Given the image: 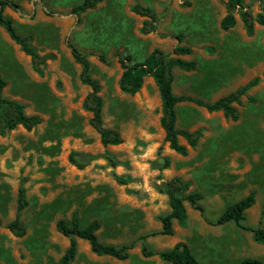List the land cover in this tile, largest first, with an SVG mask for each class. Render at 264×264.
Segmentation results:
<instances>
[{
	"label": "rangeland",
	"instance_id": "374dc122",
	"mask_svg": "<svg viewBox=\"0 0 264 264\" xmlns=\"http://www.w3.org/2000/svg\"><path fill=\"white\" fill-rule=\"evenodd\" d=\"M13 1L22 16L17 14L19 19L13 20L3 14L12 21L17 33L29 34L32 46L51 58L43 66V76L29 70L30 76L17 83L4 75L10 85L7 93L22 101L26 111L38 113L43 122L30 131L17 127L0 136V264L55 263L69 244V238L56 231L55 223L64 220L70 224L73 212L77 213L80 227L92 219L100 222V240L117 242L115 245L131 243L138 248L143 242L134 235L143 224L141 206L152 211L149 228L154 230L157 215L151 207H156L159 200L152 197L163 183L160 173L154 172L164 163L158 159L165 157L167 144L162 143L150 157L147 144L140 138L130 143L125 140L114 148L100 144L80 107L85 89L78 83L67 43L75 45L91 60L90 72L100 83L105 101V123L133 122L138 126V117L143 115L138 106L143 104V98L140 93L124 97L117 90L120 68L115 63V54H128L131 62L140 61L154 45L153 35L164 33L183 32L191 38L187 43L198 45L215 33L217 6L206 0H101L91 9L72 12V7L81 0ZM134 3L154 11L155 32L140 33L147 18L130 11ZM21 19L26 23L20 22ZM262 36L260 33L245 48L241 45L234 51L227 50L230 45L224 43L218 53L214 46L203 45L208 59L196 48L190 55L197 63L191 75L181 74L184 70L175 67L174 76L182 87L181 92L206 101L228 93L238 81L228 78L233 69L231 60L242 61L243 55L252 62L264 61ZM99 53L108 64L98 59ZM259 78V83L248 93L252 100L242 96L235 103L238 118L211 117L203 139L191 151L202 162L200 167L192 169L190 185L201 192L203 215L212 220L228 204L254 189L253 206L262 216L259 218L247 210L243 222L252 226L264 223L261 212L264 210V75ZM187 111L183 105L176 108L183 121L184 115H193L192 110ZM71 149L90 153L93 158L84 168L77 169L67 160ZM115 175L125 183L117 181ZM23 177L27 205L21 210L20 218L25 234L15 237L5 224L15 215L17 189ZM221 185L225 193L221 194L219 203L213 189ZM73 238L76 255L69 264L163 263L156 256L143 258L137 251L123 261L95 256L86 240ZM151 243L154 245V241Z\"/></svg>",
	"mask_w": 264,
	"mask_h": 264
},
{
	"label": "trees",
	"instance_id": "16d2710c",
	"mask_svg": "<svg viewBox=\"0 0 264 264\" xmlns=\"http://www.w3.org/2000/svg\"><path fill=\"white\" fill-rule=\"evenodd\" d=\"M99 1L101 0H81V2L72 7V12H83L87 9L93 8ZM227 3L229 9L220 20V27L222 29H228L234 25L235 18L230 8L236 7L240 10L239 15L248 35L253 31L254 21L260 25H264V9L252 19L248 10L243 9L244 5L241 0H228ZM5 6H9L12 9L17 8V4L12 0H0V26H2L10 38L20 46L21 50L26 55L30 56L33 71L42 75V66L45 60L49 59L51 56L39 54L30 43V35H19L16 32L12 21L2 13ZM130 10L137 15L148 18L143 21L142 26L140 27L141 33L145 34L154 29L152 22L155 20V14L151 8L139 3H134L130 6ZM181 38V34L176 35L178 41H180ZM68 47L70 48L73 60L80 65L78 75L80 82L90 87V91L85 95L82 101V108L91 113V117L88 120L89 125L99 134V139L102 145H116L121 143L122 140L119 133L113 129L104 127L102 124L101 113L103 99L99 94L100 84L98 80L90 74V63L86 55L71 43H68ZM190 52V47L182 45H175L170 52H164L160 48L154 47L143 60L138 62H131V57L129 55H122L120 53L115 54L122 70L118 79V86L121 92L133 95L139 91L145 76H151L153 78V81L158 88L161 102L159 125L164 130V141L168 142L169 147L181 155H185L187 149L185 145L178 143L177 136H182L186 140L187 145L194 148L201 136V130L196 129L194 131H188L185 129H177L175 127V106L178 102L191 101L196 105L205 107L208 111L221 110L226 117L236 120L239 114L237 109L233 106V103H238L239 98L245 95L247 90L256 85L259 81L258 77H254L246 84L237 87L213 102H207L189 95H175L172 92L171 86L173 81L172 68L177 66L185 71L195 69L196 62L194 60H185L178 57V55H186ZM98 57L103 63H109L103 54H99ZM5 86L6 81L0 75V135H3L6 131L14 129L17 125H21L25 130H31L35 125L40 123L41 119L37 115H27L24 112V105L19 101L4 97L2 95V89ZM249 99L251 100V98ZM92 158L93 157L88 154H83L74 150H71L67 155L68 162L78 169L85 167ZM115 178L117 181L125 183V180L119 176L115 175ZM24 181V177L20 179L17 189L15 216L5 224V227L15 237H22L25 234V225L20 218L21 210L27 205L25 187L23 185ZM187 188V182L183 181L178 176L171 177L158 187L160 193L167 195L170 211L158 216L162 225L159 231L144 234L140 236L141 239H144L147 235H154L157 233L172 234L173 230L171 222L173 218L183 226L186 220V211L183 204L184 200L189 201L193 208L200 212L202 211V207L197 204V201L202 197L201 193L195 191L189 192L185 195L180 194L185 192ZM254 202L255 192L251 190L241 199L227 205L218 218L209 223L218 225L227 221H234L237 226L251 231L252 238L255 242L264 244V226L258 225L256 227H250L245 226L242 223V220L244 219V211L252 206ZM99 226V222L93 220L86 226L80 227L76 212L72 213L70 224L66 223L64 220H57L55 223V229L63 236L69 238V244L59 259L53 264H69L73 261L76 255V242L73 236L87 240L90 250L96 255H107L118 260L128 258V250L132 247V244L113 245L99 241L96 234ZM141 254L145 257L157 255L159 258L172 264H198L197 259L184 242H178L169 249L159 251L149 249V247L143 242L141 245ZM238 264L263 263L256 258L247 257L242 259Z\"/></svg>",
	"mask_w": 264,
	"mask_h": 264
},
{
	"label": "crops",
	"instance_id": "0c3cea01",
	"mask_svg": "<svg viewBox=\"0 0 264 264\" xmlns=\"http://www.w3.org/2000/svg\"><path fill=\"white\" fill-rule=\"evenodd\" d=\"M206 1L208 4H211L213 6H217V9L219 12V14L217 15L216 28L214 31L215 33L212 36H210L208 38V40L202 41L198 45H191L190 43H187V41H186L189 39L191 40V38H187L186 36H184L183 32H177L176 34L175 33H164L163 36L153 35L154 36V38H153V42H154L153 44L154 45H153V47H151V49L148 50L145 57L150 53V51L154 47H158L161 50H163L164 52H170L171 49L175 45H182V46L190 47L191 52L189 54H186V55H178V57L185 59V60H194L193 58H190V55L193 53V51L196 48H198L196 50L203 53L204 57L207 58L204 51H203V49H204L203 45L207 44V45L214 46L216 49V52L218 53L219 49L222 48L223 43H224V44H227L228 46L230 45L229 49H227V50H230V51L233 50L234 51L236 48H238V46H241V45L244 46V48H245V46H247V44L250 43L249 40L251 42H252V40L253 41L256 40L257 36L260 33L263 34V36L261 37V43H264L263 42V40H264V25H260L254 21L253 22V31L250 35H248L245 31V28L243 26V22L240 18V15H239L240 10L238 7H236V8H230V10L232 11L233 16L235 18L234 25L229 27L228 29H222L220 27V20L226 14L227 10L229 9L228 3H227L228 0H206ZM241 2L244 5L243 9L248 10L252 19H254L256 17V15L259 14L260 12H262V9H264V1H261V0H254V1L241 0ZM143 6H145V5H143ZM3 12L8 14L13 20H15V18L16 19L18 18L17 14L22 16V14L20 13V11L17 10V8L12 9L9 6H5L3 8L2 13ZM143 17H145V16H143ZM20 22L26 23V21H24L22 19L20 20ZM155 31H156V29L154 27V29L151 30L150 32H155ZM148 33H145V34H148ZM142 34H144V33H142ZM177 34H181V36H182L180 41H178L176 39ZM25 35H29V34H25ZM68 43H70V42H68ZM68 43H67V45H68ZM253 45H255V44H253ZM216 52H215V54H217ZM38 53L40 54L39 51H38ZM99 54H101V53H99ZM41 55H48V54H41ZM241 56H242V58L240 60H242V61H239L238 59H234V60H231V62H230V65L233 67V69H232L231 76H228V78L229 79L231 78L230 80L236 79L238 81H236L237 83L232 86V89L229 92L233 91L237 87H240V86L246 84L252 78H254V77L259 78V75H263L264 61L252 62L251 61L252 59L246 60L245 56L244 57H243V55H241ZM71 57H72V55H71ZM87 59L90 63L91 60L88 57H87ZM98 59H99V57H98ZM46 60H48V59H46ZM46 60H45V62H46ZM116 60H117V56H116ZM45 62H44V64H45ZM135 62H138V61H135ZM73 63L75 64V66H74L75 69H77L78 83L80 85H82V87L85 89V94L81 98V101H80V107H81L82 111L85 113L84 115L86 118V122L89 125L88 120L91 117V113L82 108V101H83V98L85 97V95L90 91V87L88 85L82 84L80 82L79 77H78L79 71H80V65L78 63H76L74 60H73ZM115 63H117L118 67L120 68L119 62L116 61ZM44 64H43V66H44ZM228 65H229V63H228ZM43 66H42V71H43L42 75H39L38 73L33 71L32 67H31L30 56L26 55L21 50L20 46L10 38L8 33L5 31V29L2 26H0V75L4 79H5L4 75H8L9 79H11L17 83L22 82L23 80H25L26 76H30L29 70H32L38 76H43V74H44ZM175 67H177V66H174L172 68L173 81H172L171 86H172L173 94H175V95H189L192 97L202 99L201 97H198V96H195V95H192L189 93L181 92L182 87H181L180 83L178 82V80H176V78L174 76L175 75L174 74ZM196 67H197V63H196L195 69L187 71V72H185V70H184V72H182L181 74L191 75V73H193L196 70ZM181 70H183V69H181ZM121 71L122 70L120 68V72H119L118 77H117V90L124 97H127V96L132 97V96L140 93L141 97L143 98V104L138 106V108L142 110L143 115L138 117V119H139V120H137V121H139L138 126H134L133 122L132 123L127 122V123H121V124L120 123L119 124L114 123L113 125H107L105 123V121H106V118H105V109H106L105 108V101L102 97L101 88H100L99 94L103 99V106H102V113H101L103 126L106 128L113 129V130L117 131L121 137V140H122L121 143H123L125 140H127V142L130 143L131 140H133L135 138L143 139L148 146V151H149L148 156L149 157L152 156L154 152H156L157 150H159L161 148L160 145L162 143H166L167 147L165 150V155H164L165 157H163V159H158V162H160V163L164 162V163H163L162 167L160 168V170H157L154 173H160L159 178H161V180L163 182L167 181L168 179H170L173 176L180 177L183 181L187 182V184H188V188L185 191L186 194L189 192L197 191L196 188H194L193 186L190 185L191 175H192L191 172H192V169L200 167L202 161L195 159L191 151L193 149H195L198 146V144H200V141L203 139L205 132H206L205 129L209 128L210 118L214 117V116L217 117L219 115L220 116H225V115L223 114V112L221 110L208 111L205 107L196 105L195 103H193L191 101L178 102L175 106V112H176V108L178 109V106L183 105V106H186V108L188 110L187 112H190V110H192L193 115H191V117H185V115H184V120H185V118H186V120L183 121V120H180V116L177 115V113H176L175 127L177 129H185L188 131H194L196 129H200L201 130V136L198 139L196 146L194 148H191L190 146L187 145L186 140L182 136L178 135L177 136L178 143L181 145H185L187 151H186L185 155L180 154L181 155L180 156L179 153L175 154L176 151H174L173 149H171L169 147L168 142L164 141V130L159 125V118L161 116V102H160L158 88H157L156 84H154L155 82L153 81V78L151 76H145L143 78V83H142V86L140 87L139 91H137L133 95H130V94L121 92V90L119 89L118 79L120 77ZM90 74H91V72H90ZM92 77H93V75H92ZM5 81H6V86L2 89V95L4 97H7V98L13 99V100H17L20 103H22L24 105V112L27 115H37L41 119L40 123H38L34 127L40 125L43 122V118L38 113L26 111V105L22 101H20L15 96L9 95L7 93V91H8V88L10 87V85L8 84V81L6 79H5ZM259 81H260V78H259ZM259 81H258V83H259ZM48 85L50 87L51 83L48 82ZM256 85H254V86H256ZM254 86H252V87H254ZM250 89H248L246 94L243 95V96H247L248 99L251 98L250 96H248ZM228 93H226V94H228ZM226 94H224V95H226ZM224 95H222V96H224ZM222 96H219V97L215 98L214 100L207 101V102H213ZM241 97L239 98V101H240ZM202 100H204V99H202ZM251 100H252V98H251ZM204 101H206V100H204ZM233 106L237 109V107L235 106V103H233ZM237 111H238V109H237ZM187 112H184V114H186ZM238 114H239V111H238ZM179 124H180V126H178ZM17 127H21L24 131H28V130H25L21 125H17L15 128H17ZM95 133L99 139V134L96 131H95ZM0 136H2V135H0ZM99 142H100V139H99ZM121 143L116 144V145H113V144L102 145L100 142V144L103 147H111V148H114L117 145H120ZM71 150H74V149H71ZM71 150H69V152ZM74 151L90 155V153H85V152L78 151V150H74ZM220 187H222V189H220ZM220 187H218L217 189L216 188L213 189V191H215V193L217 194V198H218L219 203L222 202L221 197L225 193L224 186L221 185ZM251 190L254 191V189H251ZM157 191H158V188H157ZM197 192H199V191H197ZM199 193H201V192H199ZM201 196H202V194H201ZM255 196H256V193H255ZM152 198L159 200V204L156 205V207L155 206L151 207L152 209H154L153 211L157 215V219L154 220V226H153L154 230L153 231H159L161 229L162 225H161V222L159 225L157 224V220H159L158 216L161 214H165V213L169 212L170 206L168 203V197L164 193H159V191H158V193H155ZM200 200L201 199H199L197 201V204H199L202 207ZM255 201H256V197H255ZM183 204H184L185 211H186V220H185V224L183 226H181L178 223V221L175 218H173L172 222H171V226H172V230H173L172 234L168 235V234L157 233L154 235H147L144 239H141L140 236H142L144 234H148L149 232L152 231L149 228L150 227L149 221L151 219L150 214L152 215V213H151L152 211L151 210H150L151 212L147 211V210H145L144 206H141V209H144L143 221H142L143 224H142V226H140V228L137 229V232L135 233L134 237H139V239L142 240V242H144L146 245L149 244L153 249L155 248L154 251L169 249V248L173 247L178 242H184L188 246V248L190 249V251L192 252L194 257L197 259L198 264H238L242 259L247 258V257L256 258L264 264V244H260V243L255 242L252 238L251 231L237 226L234 221H227L223 224H218V225L210 224L209 223L210 221H214L218 217L213 219V220L208 218V217H205L203 215V208H202V211L200 212L199 210L193 208V206L187 200H184ZM254 204H255V202H254ZM190 209H192V210H190ZM247 210H248V212H251L255 216L258 214L256 205L253 206L252 208H251V206L249 208H247L244 211V217H245V213L247 212ZM161 211H163L164 213H161ZM261 212L263 213V211H261ZM191 213H192V220L190 221L189 220V214H191ZM258 215H259V218H261V216H262L261 213ZM13 218H11V220ZM93 220H97V219H92L88 223H90ZM243 220H242V223L244 224ZM99 224H100V222H99ZM86 225H84V226H86ZM244 225L250 226V227H256V226H252V225H246V224H244ZM260 226H264V223H262ZM100 227H101V224L96 231L98 239H99V231L101 229ZM79 239L81 240L82 238H79ZM99 241H101L103 243H107V244H113V245L117 244V242H112L109 240H100L99 239ZM152 241H154V245L151 243ZM85 243L87 246H89V243L87 240ZM141 245L142 244H140V246L138 248H136L138 245H136V247H133V244H132V247L128 250L129 255L133 254L134 251H137L138 254H140L143 258H150L151 256L145 257L141 254ZM89 248H90V246H89ZM156 248H157V250H156ZM91 253H93V252L91 251ZM94 255L100 256V255H96V254H94ZM101 256H107V255H101ZM152 256H156L159 260H162L163 261L162 264H172L170 262H167V261L159 258L157 255H152ZM108 257H111V256H108ZM111 258H113V257H111ZM114 259L118 260L116 258H114ZM126 259H124V260H126ZM118 261H123V260H118Z\"/></svg>",
	"mask_w": 264,
	"mask_h": 264
}]
</instances>
